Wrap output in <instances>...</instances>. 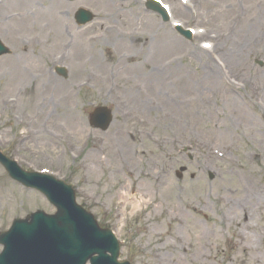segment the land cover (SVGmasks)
Here are the masks:
<instances>
[{"label": "rangeland", "instance_id": "obj_1", "mask_svg": "<svg viewBox=\"0 0 264 264\" xmlns=\"http://www.w3.org/2000/svg\"><path fill=\"white\" fill-rule=\"evenodd\" d=\"M161 1L191 40L145 0H0V149L71 184L131 264H264V0ZM78 8L93 20L75 23ZM92 35L78 69L59 43ZM98 105L106 131L88 124ZM252 182L242 209L225 203ZM37 209L54 211L0 165V231Z\"/></svg>", "mask_w": 264, "mask_h": 264}, {"label": "water", "instance_id": "obj_2", "mask_svg": "<svg viewBox=\"0 0 264 264\" xmlns=\"http://www.w3.org/2000/svg\"><path fill=\"white\" fill-rule=\"evenodd\" d=\"M147 6L163 20L167 19L154 1H149ZM75 17L77 22L86 23L92 19V14L80 9ZM176 30L190 39L188 30L180 26H176ZM6 53L9 50L0 41V56ZM56 71L65 75L63 68ZM89 118L92 126L105 130L111 122V111L107 107H96ZM0 163L10 177L42 192L57 209L53 215L36 211L25 219L14 220L8 231L1 232L0 264H86L87 260L90 264H129L117 261V240L110 230L100 229L93 216L75 203L69 185L38 172L23 171L1 152Z\"/></svg>", "mask_w": 264, "mask_h": 264}, {"label": "bare ground", "instance_id": "obj_3", "mask_svg": "<svg viewBox=\"0 0 264 264\" xmlns=\"http://www.w3.org/2000/svg\"><path fill=\"white\" fill-rule=\"evenodd\" d=\"M28 1L29 0H24L25 3H28ZM127 16L128 15H125V13H124L123 17H127ZM51 18H54L55 21H57V19H58L57 17H54V16H52ZM60 37H62V34L58 31V29H56L54 34H52L51 39L52 40H57ZM94 39H96L95 35L88 36L86 38V40H82L80 38V36H76V38H72L69 42H66V40H67L66 39L64 41H61V43H59V44H60V46H63V45L65 46L64 43H66L68 46L70 45V47H71L70 49H72V51H73L72 57H73L74 60H76V65H77V68L79 69V65L82 64V62L79 61V60L83 61V58L86 55V51L88 50L87 49V43L88 44L93 43ZM85 42H87V43H85ZM62 50H65V48L62 49ZM98 55L99 54L89 55L88 58L90 59V57H92V58L94 57V64L96 65L97 64V60H98ZM29 61H30L31 65H32V67H31L32 72L36 71V69H37V72H38L39 70H38V68H36L38 66V64L36 65L34 61H31V59H29ZM32 63H34V64H32ZM96 74L97 73H94V75H96ZM40 78H41V75L37 74V80H39ZM127 82H129V80L125 81V83H127ZM40 84H41V82H40ZM45 84H47V83H45ZM45 84H44V86H45ZM55 86H57V85L55 84ZM228 87L232 88L231 86H228ZM38 92H40L39 89L37 90V94H38ZM42 99H45V96ZM33 120H34V117H31V119L28 120L27 125L31 126L32 123H34ZM156 142L157 143L159 142L158 139H156ZM206 151H207L206 155H205L206 158H208V157L209 158H218V157L221 156V153H219L218 151H210L209 152V149H206ZM152 174H153L154 182H156L158 185H161L163 188L167 186V184H168L167 182L168 181L165 178V176L163 175V167H161L160 169H158L156 172H154ZM241 185H242V188L239 189V190H235L233 192L232 196L229 199H225V203H228L230 200H233L235 204H240L239 207L242 209L243 208L242 204H241L242 203V196H240V195H242V193H246L247 195H249V196H246V198L247 197L251 198V200L254 199V197L256 195V192H257L256 190L258 189V186H256V184L254 182L251 183V186H247V187L245 185H243V184H241ZM174 195L177 196V195H179V193H175ZM243 197H244V195H243Z\"/></svg>", "mask_w": 264, "mask_h": 264}]
</instances>
